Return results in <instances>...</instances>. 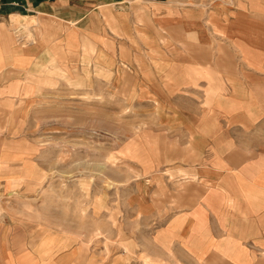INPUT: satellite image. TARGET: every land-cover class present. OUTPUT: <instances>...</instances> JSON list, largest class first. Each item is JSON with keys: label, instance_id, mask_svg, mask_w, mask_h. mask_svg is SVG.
Instances as JSON below:
<instances>
[{"label": "crops", "instance_id": "obj_1", "mask_svg": "<svg viewBox=\"0 0 264 264\" xmlns=\"http://www.w3.org/2000/svg\"><path fill=\"white\" fill-rule=\"evenodd\" d=\"M62 75L140 120L120 230L143 224L165 264H264V0H0V151ZM88 199L83 236L56 202L3 203L0 264H91L111 203Z\"/></svg>", "mask_w": 264, "mask_h": 264}, {"label": "rangeland", "instance_id": "obj_2", "mask_svg": "<svg viewBox=\"0 0 264 264\" xmlns=\"http://www.w3.org/2000/svg\"><path fill=\"white\" fill-rule=\"evenodd\" d=\"M61 77L64 86L33 103L21 120L22 128H16L12 145L0 151V172L6 171V176L0 177L7 180V188L0 187L8 191L1 194L0 206H21L23 202L54 206L56 202L63 209L64 232L83 236L88 227L83 214L87 199L94 196L100 211L102 200L109 198L111 229L102 226L101 217L100 222L89 225L94 227L91 264H165L159 261L164 256L152 257L156 253L152 254L149 232L136 229L143 224L127 216L119 229L125 219V197L142 177V171L127 161L136 160L129 142L140 120L117 115L118 111L132 110L133 104L114 101L113 96L89 95L71 86L65 75ZM0 212L1 222V207ZM126 213L133 215L129 210ZM135 235L139 252L135 245L122 241Z\"/></svg>", "mask_w": 264, "mask_h": 264}, {"label": "built area", "instance_id": "obj_3", "mask_svg": "<svg viewBox=\"0 0 264 264\" xmlns=\"http://www.w3.org/2000/svg\"><path fill=\"white\" fill-rule=\"evenodd\" d=\"M0 218H1V212H0Z\"/></svg>", "mask_w": 264, "mask_h": 264}, {"label": "bare ground", "instance_id": "obj_4", "mask_svg": "<svg viewBox=\"0 0 264 264\" xmlns=\"http://www.w3.org/2000/svg\"><path fill=\"white\" fill-rule=\"evenodd\" d=\"M87 212V211H86ZM80 259V258H79ZM81 260V259H80ZM79 264H81V263H79Z\"/></svg>", "mask_w": 264, "mask_h": 264}]
</instances>
